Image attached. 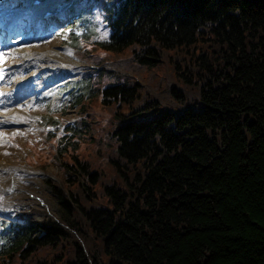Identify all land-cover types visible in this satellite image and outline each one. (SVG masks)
I'll use <instances>...</instances> for the list:
<instances>
[{
    "label": "trees",
    "instance_id": "1",
    "mask_svg": "<svg viewBox=\"0 0 264 264\" xmlns=\"http://www.w3.org/2000/svg\"><path fill=\"white\" fill-rule=\"evenodd\" d=\"M73 9L76 118L32 156L61 174L46 209L0 219V264H264V0Z\"/></svg>",
    "mask_w": 264,
    "mask_h": 264
},
{
    "label": "rangeland",
    "instance_id": "2",
    "mask_svg": "<svg viewBox=\"0 0 264 264\" xmlns=\"http://www.w3.org/2000/svg\"><path fill=\"white\" fill-rule=\"evenodd\" d=\"M73 1L76 0H57L49 9L54 10L57 8L56 10H61ZM86 13L83 10L78 14L81 20H85ZM78 16L70 15L69 18H72L71 22H74L79 19ZM94 22L100 28L107 26L104 17H95ZM83 27L86 28L85 21H79V24H76L73 28L61 23L49 27L45 24L42 27L43 33L39 37L27 43L28 45L23 43L16 48L21 51L40 53V61L38 60L37 62L49 65L50 70L48 73L52 77V80L49 82L47 89L51 87L53 90L41 93L42 99L36 104L33 103L29 107H23L20 104V107L10 109L16 111L17 119L25 123V125H11L5 130L0 128V161L2 159L4 162L9 161L14 167H17V172L13 173L14 179H12L14 186L8 187L7 185L0 187V218L15 220L21 213L33 211V208H37L38 203L41 204L39 210L46 209L48 206L39 196L41 195L38 191L40 180L45 173L54 179L61 173L55 166L47 167L46 171L43 170L40 166L36 165L38 161H35L31 155L39 145L43 121L48 119L50 114H53L54 111L61 113L66 110L67 115H61V120L70 122L76 118L75 114L77 111H73L70 107L72 96L61 88L67 80H73L82 71V63L74 56L73 49L65 45V38L69 31L81 32L80 28ZM33 28L26 26L22 30L17 31L14 41H19L22 37L24 38L30 34L34 35L35 31ZM7 46L11 47L12 45L9 43ZM7 46H1L0 52L4 54L5 52L8 53L10 47L8 48ZM11 58H13V55L8 54L6 57H3L0 63L12 62L13 59ZM29 69L32 71V67H29L23 74H27ZM181 86L184 96L194 97L197 93L194 88L187 87L189 85L182 83ZM55 117H59L58 114ZM111 127L110 125V127L104 129V132L109 134L112 130ZM63 130L64 127L60 126L58 132H62ZM101 154L106 155V153ZM109 167H104V169H107L106 178L111 181L119 180L120 178L117 174ZM27 218L30 221L36 220L35 215H31V218L27 216Z\"/></svg>",
    "mask_w": 264,
    "mask_h": 264
},
{
    "label": "bare ground",
    "instance_id": "3",
    "mask_svg": "<svg viewBox=\"0 0 264 264\" xmlns=\"http://www.w3.org/2000/svg\"><path fill=\"white\" fill-rule=\"evenodd\" d=\"M34 1L35 0H1L0 10L3 12L15 11L9 18V25H16L17 27L21 22L18 20L19 17L25 18L36 13L34 16V20H36L37 12L40 11L39 8L42 9L45 7L44 11H46L52 7L57 0H41L42 4L39 7L36 6ZM8 44L9 42H6V46ZM8 54L13 55V58H11L13 59L12 62H3L0 66V68L5 67L6 69V78L2 82L1 88L3 91L8 92L7 97L0 100V127L2 128L9 127L7 120H12V118L14 124H25L17 119L16 111L10 110L13 107H9L7 105L8 103H12L13 105L20 104L30 96L34 98L38 94L40 95L43 92H50L53 90L51 87L47 89L49 82L52 80V77L48 73L50 70L49 65L39 64L37 62L38 60L40 61L39 52L36 54L31 51H21L11 46L8 49V53L5 52L4 57ZM30 57H35V60L30 61ZM29 67H32V72L26 75L23 74ZM16 168L17 167H14L9 161L4 162L3 159L0 161V187H5L7 185L8 187L14 186L12 179H14L13 173L15 171L17 172Z\"/></svg>",
    "mask_w": 264,
    "mask_h": 264
},
{
    "label": "snow or ice",
    "instance_id": "4",
    "mask_svg": "<svg viewBox=\"0 0 264 264\" xmlns=\"http://www.w3.org/2000/svg\"><path fill=\"white\" fill-rule=\"evenodd\" d=\"M4 55H5V54H4L3 52H0V61H2Z\"/></svg>",
    "mask_w": 264,
    "mask_h": 264
}]
</instances>
